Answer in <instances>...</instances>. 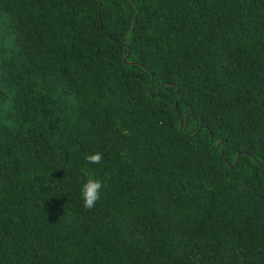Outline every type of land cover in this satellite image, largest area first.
Segmentation results:
<instances>
[{
	"label": "trees",
	"instance_id": "16d2710c",
	"mask_svg": "<svg viewBox=\"0 0 264 264\" xmlns=\"http://www.w3.org/2000/svg\"><path fill=\"white\" fill-rule=\"evenodd\" d=\"M0 264H264V0H0Z\"/></svg>",
	"mask_w": 264,
	"mask_h": 264
},
{
	"label": "clouds",
	"instance_id": "9594fccd",
	"mask_svg": "<svg viewBox=\"0 0 264 264\" xmlns=\"http://www.w3.org/2000/svg\"><path fill=\"white\" fill-rule=\"evenodd\" d=\"M103 155L100 152L87 155L86 160L90 164H98L102 161ZM104 188L102 181L94 179L91 176L81 187V196L83 200V206L85 209H92L95 203L100 199L101 191Z\"/></svg>",
	"mask_w": 264,
	"mask_h": 264
},
{
	"label": "water",
	"instance_id": "95a60500",
	"mask_svg": "<svg viewBox=\"0 0 264 264\" xmlns=\"http://www.w3.org/2000/svg\"><path fill=\"white\" fill-rule=\"evenodd\" d=\"M128 55V54H127ZM127 55L124 57V59H126ZM160 89V88H159ZM176 94V92L174 93V95ZM180 126H181V122H180ZM186 126V124H185ZM219 144V143H218ZM238 156V155H237ZM235 162H237V159L235 160Z\"/></svg>",
	"mask_w": 264,
	"mask_h": 264
}]
</instances>
